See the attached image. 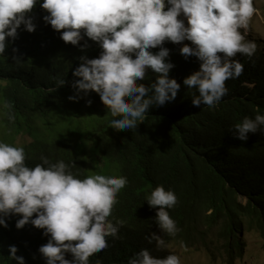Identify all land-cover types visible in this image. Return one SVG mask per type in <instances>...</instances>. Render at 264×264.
I'll return each mask as SVG.
<instances>
[{
	"label": "trees",
	"instance_id": "16d2710c",
	"mask_svg": "<svg viewBox=\"0 0 264 264\" xmlns=\"http://www.w3.org/2000/svg\"><path fill=\"white\" fill-rule=\"evenodd\" d=\"M47 14L37 4L31 13L35 31L22 25L0 54V141L18 147L16 140L26 133L31 139L23 147L29 167L47 156L53 162H74L70 170L81 179L94 173L127 178L109 217L124 223L115 247L102 256L107 262H126L147 246L146 237L153 232L167 247L201 244L214 260H239L245 228L257 229L264 238V131L249 133L246 141L231 131L244 117L264 114V56L257 50L251 58L238 53L233 59L244 64L243 73L226 81L228 92L214 106L197 107L192 96L198 93L183 79L199 70L200 61L180 53L190 41H166L163 46L170 49L168 59L175 65L169 75L181 84L176 98L150 107L135 129H114L113 117L95 91L69 99L74 95L72 82L79 79L72 74L81 63L78 57L96 58L102 49L88 37L79 42L87 41L83 50L64 42L44 21ZM155 75L149 71L138 83L147 86ZM60 78L66 83L56 87ZM157 185L173 190L178 198L168 209L179 228L174 236L156 223L159 206L150 207L145 200ZM19 218L12 215L6 218L8 227L0 226V264H16L9 258V245L17 247L26 264H45L38 249L48 236L31 223L17 229Z\"/></svg>",
	"mask_w": 264,
	"mask_h": 264
},
{
	"label": "clouds",
	"instance_id": "9594fccd",
	"mask_svg": "<svg viewBox=\"0 0 264 264\" xmlns=\"http://www.w3.org/2000/svg\"><path fill=\"white\" fill-rule=\"evenodd\" d=\"M37 4L48 13L44 21L60 32L64 42L83 50L87 41L79 42L88 37L102 49L96 58L78 57L81 63L72 74L79 79L73 80L74 95L69 99L95 91L112 115L114 129H135L150 107L176 98L181 84L169 75L175 65L168 59L170 49L163 46L166 41H190L179 51L185 59L195 56L200 61L199 70L183 79L198 93L192 96L197 107H212L226 95V81L244 71V64L233 58L238 53L251 58L257 50L256 43L246 39L257 11L254 0H0V54L22 25L35 31L31 13ZM149 71L156 74L155 80L147 86L138 83ZM65 83V78L57 79L56 87ZM257 131H264V114L259 112L254 118L244 117L231 132L246 141ZM25 159L23 147L0 141V226L8 227L6 218L18 214L17 229L28 223L43 229L48 240L38 251L45 264H180V257L155 232L126 262L103 260L115 247L124 223L109 217L118 192L128 182L125 176L94 173L81 179L70 170L74 162L41 156V163L29 167ZM145 200L150 207L159 206L156 223L163 233L174 236L179 228L168 209L178 202L175 192L157 185ZM202 230L206 233L207 226ZM198 248L210 256L201 244ZM8 250L16 264H26L15 245ZM69 253L71 259L66 258Z\"/></svg>",
	"mask_w": 264,
	"mask_h": 264
},
{
	"label": "rangeland",
	"instance_id": "374dc122",
	"mask_svg": "<svg viewBox=\"0 0 264 264\" xmlns=\"http://www.w3.org/2000/svg\"><path fill=\"white\" fill-rule=\"evenodd\" d=\"M256 13L250 20L246 39L254 41L257 51L264 56V0H254ZM31 139L22 133L16 140L18 147H24ZM246 204V200L242 199ZM243 256L233 264H264V238L255 229L245 228L243 234ZM180 257V264H226L221 260H214L201 248H185L183 245H173L172 249Z\"/></svg>",
	"mask_w": 264,
	"mask_h": 264
}]
</instances>
